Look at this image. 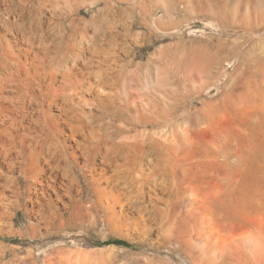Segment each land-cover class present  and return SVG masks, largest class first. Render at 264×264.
I'll use <instances>...</instances> for the list:
<instances>
[{"label": "rangeland", "instance_id": "obj_1", "mask_svg": "<svg viewBox=\"0 0 264 264\" xmlns=\"http://www.w3.org/2000/svg\"><path fill=\"white\" fill-rule=\"evenodd\" d=\"M120 1L104 6L92 2V7L101 5V11L84 8L86 19L100 24L89 34L114 36L117 30L111 29V22L122 28L117 38L125 74H143L151 59L157 70L164 48L171 60L172 88L182 94V115L199 118L127 133L137 140L145 132L157 142L166 141L162 159L151 166L152 200L146 198L132 220L119 221L112 212L113 202L93 206L94 197L88 199L93 184L82 175L79 184L85 195L74 204L73 195L62 185L60 196H52L53 211L44 210L48 203L41 192L32 202L26 197L32 170L23 174L10 166L0 174V182L6 193L18 188L22 194L18 204L10 206L18 212L15 226H24L25 239L0 236V241L22 246L29 264H192L191 254L201 264H264V0H147L144 8L132 0ZM147 20L176 27L147 28ZM147 36L151 44L145 42ZM6 148L13 156L10 146ZM142 172L146 175L147 170ZM146 182L149 189L151 180ZM140 183L134 181L130 188L137 193ZM192 192L191 197L204 199L220 218L226 213L224 206H229L232 221L242 225L228 257L202 255L192 247L191 252L177 249L179 243L168 227L206 226L199 219L200 204L190 203ZM241 234L246 235V244L239 239Z\"/></svg>", "mask_w": 264, "mask_h": 264}, {"label": "bare ground", "instance_id": "obj_2", "mask_svg": "<svg viewBox=\"0 0 264 264\" xmlns=\"http://www.w3.org/2000/svg\"><path fill=\"white\" fill-rule=\"evenodd\" d=\"M132 1L144 8L147 0ZM92 2L104 6L121 1L0 0V174L2 177L10 166L23 174L32 170L26 197L32 202L34 194L39 199L41 192L48 203L43 209L49 207L50 212L52 196H60L62 185L73 195L74 204L85 195L79 184L82 175L93 184L87 195L90 201L94 197L93 206L113 202L112 212L119 221L132 220L141 203L152 200L151 166L162 159L161 147L166 141L157 142L145 132L137 140L127 133L138 127L164 128L186 118L196 122L199 115L183 117L182 94L172 88V65L164 48L157 70L151 59L143 74L123 73L122 46L117 38L122 28L111 22V29L117 30L114 36H91L89 31H97L100 24L86 19L84 8L89 7L88 12L103 9L101 5L92 7ZM47 24L53 26L47 28ZM150 25L163 30L176 27L161 20L145 21L147 28ZM145 42L150 43L149 38ZM94 108L100 112H93ZM161 133L166 136V129ZM124 161L135 162L141 171ZM146 170L145 175L142 171ZM146 178L151 180L149 189ZM134 181L141 182L137 193L130 188ZM17 189L6 193L0 182V236L19 242L24 241L25 230L24 226L16 228L18 212L11 207L22 197ZM192 194L190 203L200 204L199 219L206 226L190 230L168 227L179 243L177 249L191 252L192 247V252L202 255L228 257L241 224L232 221L229 206H224L226 213L220 218L210 204ZM27 211L32 213V204L28 203ZM52 215L55 219L57 210ZM242 234L239 239L246 244ZM22 248L0 241V264H29ZM191 255L192 264H201Z\"/></svg>", "mask_w": 264, "mask_h": 264}]
</instances>
